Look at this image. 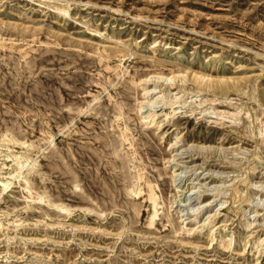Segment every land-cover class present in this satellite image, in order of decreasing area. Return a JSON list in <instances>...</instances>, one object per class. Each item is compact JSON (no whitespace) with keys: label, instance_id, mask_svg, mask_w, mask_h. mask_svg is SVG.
<instances>
[{"label":"rangeland","instance_id":"obj_1","mask_svg":"<svg viewBox=\"0 0 264 264\" xmlns=\"http://www.w3.org/2000/svg\"><path fill=\"white\" fill-rule=\"evenodd\" d=\"M0 151V264H264V0H0Z\"/></svg>","mask_w":264,"mask_h":264},{"label":"bare ground","instance_id":"obj_2","mask_svg":"<svg viewBox=\"0 0 264 264\" xmlns=\"http://www.w3.org/2000/svg\"><path fill=\"white\" fill-rule=\"evenodd\" d=\"M55 8V9H54ZM54 8H52V9H54V10H56V11H61V8L59 7V6H54ZM63 11V10H62ZM197 77V76H196ZM155 78L157 79V78H160V76H155ZM198 78H199V80H201V81H205V77L204 76H202V75H198ZM152 80L153 78H147V79H144L143 81L146 83V82H148L149 80ZM155 88V87H154ZM151 89L149 88V89H145L144 91H143V95L147 98V94H148V92L150 91ZM252 96V95H251ZM163 99V98H162ZM170 99H176V97H171ZM255 99H257V98H255ZM147 100V99H146ZM145 100V101H146ZM143 101V100H142ZM142 104H145L144 103V101H143V103ZM146 104L148 105V104H151V103H149V102H146ZM139 106H141V105H139ZM143 108V107H142ZM139 109H140V107H139ZM161 116H165V117H167V116H169V113H156V112H153V111H151V112H148V113H146L145 115H143L142 116V122L143 123H146L147 125H149V124H157V122H158V119H159V117H161ZM234 122H236V120L234 121ZM241 129H239V131H240ZM239 133V132H238ZM239 134H241V133H239ZM243 134V133H242ZM260 134H262V132H260ZM244 135V134H243ZM246 135V134H245ZM247 136L248 137H250L251 139L250 140H254V138H255V133L253 132L252 134H250V135H246V138H247ZM130 135H125L124 136V142H125V144H126V146H130V149H131V152H132V154H133V156L136 154V152H138V149H136L134 146H133V144H131V139H130ZM179 141V140H178ZM183 142V141H182ZM254 142V141H253ZM255 142H256V140H255ZM178 143V142H177ZM176 143V144H177ZM171 144V143H170ZM173 144V143H172ZM181 144H183V143H181ZM259 144V143H258ZM190 145V147L192 146L195 150H196V153H188V155H187V157L189 158V160L188 161H194V159H198V158H200L201 159V161H203V162H205V161H207L210 157H212L216 162H219V163H225V162H229L228 161V159H230V158H234L235 159V156H233V155H231L232 157H227L228 155H214V154H203L201 151L202 150H206V149H210V148H212V149H214L215 148V150H220V151H223L224 149H226V148H222L221 146L220 147H215V146H209V145H203V144H198V145H192V144H188V146ZM176 145L174 144V147H175ZM173 147V146H172ZM189 147V148H190ZM192 147L190 148L191 149V152H192ZM253 147H255V146H253ZM176 148V147H175ZM187 148V147H186ZM188 148V149H189ZM173 149V148H172ZM193 149V150H194ZM176 150V149H175ZM180 150V149H179ZM230 150V149H229ZM172 151H174V150H172ZM182 151V150H181ZM184 151V150H183ZM188 152V151H187ZM186 152V153H187ZM194 152V151H193ZM246 152V151H245ZM249 152H251L253 155L252 156H258V154H257V152H256V150H255V148H253V150H249ZM180 153H182V152H180ZM195 155H196V157H195ZM1 156H4L7 160L6 161H3V162H1V167H2V169H4V176H6L8 179H12V178H15L17 175L16 174H20V170H19V168H20V164H19V162L17 163V166L16 167H13V166H11V164H10V161H12V157L10 156V155H8V154H4V152L3 151H0V157ZM16 156V155H15ZM178 156H180L179 154H178ZM177 156V157H178ZM176 157V158H177ZM170 159H172L173 160V158L171 157H169V159H168V161L170 160ZM234 159H232V160H234ZM174 161V160H173ZM178 161V160H177ZM186 161V160H185ZM172 162V161H171ZM176 162V161H175ZM174 162V163H175ZM167 163H169V164H171L170 163V161L169 162H167ZM211 163V162H210ZM173 164V163H172ZM177 164H179V163H176V165ZM176 165H174V166H176ZM180 166V165H179ZM189 166V165H188ZM178 167V166H177ZM176 168V167H175ZM178 170V169H177ZM213 172V171H212ZM177 173V172H176ZM175 173V174H176ZM179 174V173H178ZM217 174V173H216ZM220 174H221V172H220ZM262 174V173H261ZM176 178H177V176H176ZM175 178V179H176ZM132 179H133V181H132V183H130V188H129V190H128V194L129 195H131L132 197H135V198H137V199H141L143 202H145V221H146V223L149 225V227H154V228H161V225L159 226L158 225V220H160V215H159V211H160V209H161V201H160V188H159V184L158 183H156L157 181H155V180H153V179H151V178H149L146 174H145V171H144V164L143 163H140V164H138L137 166H136V170H135V172H134V174L132 175ZM173 182V181H172ZM179 182V181H178ZM256 182H258V181H254V185H256V186H253L255 189L257 188L260 192L262 191V187L260 188L259 187V184H257ZM259 183V182H258ZM0 184L3 186V187H8V185L4 182V181H2V180H0ZM175 186V192H178L179 190L177 189V187H176V185H174ZM26 189V191H29V189L28 188H25ZM264 190V189H263ZM173 194V193H172ZM177 194V193H176ZM178 195V194H177ZM176 195V196H177ZM28 196H31V195H28ZM27 196V197H28ZM256 196V195H255ZM173 197V196H172ZM257 197V196H256ZM40 199H43V198H41L40 197ZM134 200V199H133ZM172 201H173V199H172ZM97 204H99V203H97ZM207 217H209V214H207V216H206V218ZM188 218H190L189 220H187V224H189V225H192V224H194L195 223V221H197V214H193L192 216H190V217H188ZM205 218V219H206ZM204 221V220H203ZM183 229V232L185 231V232H187V233H190L192 230H193V227H190V228H182ZM184 232V233H185Z\"/></svg>","mask_w":264,"mask_h":264}]
</instances>
